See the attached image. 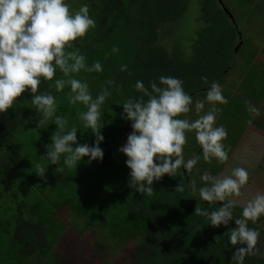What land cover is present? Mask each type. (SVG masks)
I'll return each instance as SVG.
<instances>
[{
  "label": "trees",
  "instance_id": "obj_1",
  "mask_svg": "<svg viewBox=\"0 0 264 264\" xmlns=\"http://www.w3.org/2000/svg\"><path fill=\"white\" fill-rule=\"evenodd\" d=\"M187 1L65 0L73 12L87 4L96 23L69 50L79 49L88 66L99 61L103 67L102 72L81 70L75 78L88 83L93 98L103 88L111 92L100 110L104 136L100 147L104 157L102 161H91L85 156L77 167L68 169L61 156L59 165H51L45 156V145L51 143L56 125L49 120L44 128H37L39 117L29 93L19 97L8 113L0 114V196L5 200L0 208V262L19 264L22 256L32 255L38 264H76L62 241L66 230L74 232L78 222L87 220L101 227L102 241H108L105 244L101 241L105 248L127 242L135 250L134 264H232L235 247L227 235H222L231 226L215 228L206 217L193 214L197 203L209 212L221 206L220 202L210 204L199 198V188L205 184H197L188 176L191 173L184 170L183 175L180 169L175 177L165 175L161 181H154L151 195H142L128 187L127 157L118 151L132 131L131 122L121 119L122 103L129 97L148 99L136 91V81H143L150 91L149 82L159 85L160 76L179 78L194 104L196 97L204 95L203 87L219 83L235 64V42H240L237 48L242 46L240 30H244L245 38L249 37L245 24L250 19L246 16L252 17L250 14L254 12L264 15L262 1L251 5L253 0H228L220 10L215 0H199L197 20L205 26L198 30L195 41L201 42L191 44L193 52L188 59L165 54L156 45L159 30L164 22L175 18L174 14L184 11ZM234 12L240 17L239 23ZM259 22L264 19L254 21L253 30L258 29ZM253 30L249 29L251 34ZM114 46L119 48L118 52L112 51ZM122 65L127 66L126 71H121ZM60 78L62 73L57 69L53 81L42 80L38 94L52 91L57 104L55 115L68 121L66 131L76 127L79 143L91 146L95 136L79 119V113L87 109L80 103H69L70 86L62 92L54 90L55 79ZM107 80L114 81L115 86L106 84ZM49 85L53 87L50 89ZM237 109L235 104H227L222 112H232L229 118H236L242 110ZM190 113L198 116L194 110ZM30 124L36 140L33 148L26 149L21 145L19 128L21 125L27 129ZM201 151L200 146L196 147L194 154L200 156L198 164L208 169L212 162H205ZM38 164L47 170L46 180L36 174ZM57 167L64 170L56 171ZM178 184L183 185V192L175 191ZM241 212L240 207H235L233 219L239 218ZM105 218L110 220L100 224ZM233 221L230 223L235 226ZM8 232L11 239L7 238ZM216 235H221L218 243L214 240ZM244 264H264V258L246 256Z\"/></svg>",
  "mask_w": 264,
  "mask_h": 264
},
{
  "label": "clouds",
  "instance_id": "obj_2",
  "mask_svg": "<svg viewBox=\"0 0 264 264\" xmlns=\"http://www.w3.org/2000/svg\"><path fill=\"white\" fill-rule=\"evenodd\" d=\"M95 26L87 4L73 12L65 0H0V114L8 113L19 97L29 93L39 117L36 120L37 128H44L49 120L56 125L50 137L51 143L45 145V156L51 165H59L61 156L68 169L77 167V162L85 156L91 161H102L104 157L100 147L104 140L100 110L111 92L103 88L93 98L88 83L75 78V74L81 70L102 72L103 67L99 61L88 66L86 56L79 49L69 50L75 41L85 37ZM112 51L118 52L119 48L114 46ZM57 69L62 73V78L55 79L54 90L62 92L66 86H70L69 103H80L87 109L79 113V119L83 127L91 129L95 136L91 146L79 143L76 127L66 131L68 121L55 115L57 104L52 91L38 94L42 80L53 81ZM126 70L127 66L122 65L121 71ZM158 79L159 85L155 81L149 82L150 91L143 81H136L134 87L148 97L146 101L143 97H129L122 103L121 119L131 122L132 131L118 151L127 157L125 163L130 169L128 187L142 195H151L154 181H161L165 175L175 177L181 168L191 173L200 156L185 160L183 152L188 132L195 133L205 162L211 163L215 159L223 164L229 159L223 143L228 133L222 125L216 126V114L222 111L217 105L228 102L222 94L221 85L212 82L205 98L211 105L210 110L199 115L205 102L196 101L198 118L190 121L178 118L192 110L193 99L185 92L184 82L172 76H160ZM105 83L115 86L112 80ZM52 87L49 85L50 89ZM247 111L251 116L259 114L251 102L247 104ZM63 170V167L56 168V171ZM46 171L44 166H36V174L44 180L47 179ZM201 180L205 186L199 188V198L210 204L221 203L211 212L202 209L198 203L194 208L193 214L206 217L210 226H228L233 221V209L242 207L240 217L234 220L235 226L222 234L227 235L230 244L235 247L232 264H244L246 256L264 255L256 247L259 231L248 226L249 222L255 224L264 216V193L258 192L243 203L238 199L249 181L247 169L234 167L230 174L217 176L205 172ZM175 191L183 192V185L178 184ZM192 191H196L194 181ZM220 238L221 235L214 236L217 243Z\"/></svg>",
  "mask_w": 264,
  "mask_h": 264
},
{
  "label": "rangeland",
  "instance_id": "obj_3",
  "mask_svg": "<svg viewBox=\"0 0 264 264\" xmlns=\"http://www.w3.org/2000/svg\"><path fill=\"white\" fill-rule=\"evenodd\" d=\"M198 1L199 0H188L186 8L182 13H179L177 15L174 14L175 18L172 21L163 23L162 28L159 30L158 38L155 41L156 45L163 48L165 54H177L181 58L188 59L192 56L191 52H193L191 44L199 45V43L201 42L200 39L195 41V38L198 35V30L201 27L205 26L203 24L199 25L197 20L198 16L200 15L198 13L199 3L202 0H200L199 3ZM215 1L219 5L220 10L222 7H224V3L227 4V2H229L228 0ZM259 1L264 2V0H253L251 5H253L254 2ZM213 6L217 8L216 4ZM250 15L252 17H250L249 15L246 16L250 20L245 24L247 27V35L249 37L245 38L244 30H240L243 36L242 46L238 47L235 50V52H237V54L234 56L235 64L232 65V67L226 72V74H224L222 80L219 82L222 87V94L228 101L227 104L230 106H234L235 104L238 109L241 106H243L244 109H247L248 101H245L246 97L251 98L253 95H255L258 98H261L264 91V74L256 75L255 71L248 73V69H252V64L249 63V58H251L252 55H255L256 52L260 51L262 49L261 47L264 46V22H259L260 24L257 25L258 29L256 28L255 30H253L254 27L252 25H255L254 21L258 22V19H264V15L263 12H254ZM233 16L234 19L237 20V22L240 21L238 13L234 12ZM249 29L253 30L252 34L250 33ZM238 42L239 41H236L235 44L237 45ZM255 56H252L251 58L253 61L257 60ZM253 67L256 66L254 65ZM208 89L209 87H203L202 90L204 95H200L199 97H196L194 99V101L199 100L205 102V107L203 111L199 113V115L205 114L211 108V105H209L205 99ZM227 104L217 105V107L223 110V106ZM243 108H241L242 110L240 111V114L238 113L239 115L237 114L236 118H228V116L232 112L227 113V111H221L216 114V126L222 125L228 133L227 138L223 141V143L226 150H228L229 159L223 164H220L215 159H213L208 169L203 168L197 163L192 169L191 175L188 174V176L196 180L195 182L197 184H205L201 180V176L205 172H208L213 176H217L221 173L230 174L231 169L234 167H243L247 169V171L249 172V181L247 185L242 189L241 197L238 198L241 203L246 202L258 192L264 193V180L262 179V175L259 173L260 169L258 170L259 163H262V165L264 164V137L259 133H256L253 136L252 134L254 132L249 131V135H245L244 132H241L236 139L238 132L243 129L242 123H240L244 118ZM191 109L195 111V103L191 106ZM185 118L192 121L197 119L198 116L193 115L189 112L188 114H186V116L182 117V119ZM31 124L27 125V129L23 128V126L21 125L19 128L21 133L20 136L23 140L21 145L26 149H31L35 146L36 137L34 136L33 132L35 131V129ZM250 125L251 126L249 127L251 129H256L255 126H253L252 124ZM251 135L255 137V139L259 142L257 147L250 146L249 142L251 143ZM186 136L187 143L184 145L183 152L185 160L193 158L195 156L194 149L196 147H199L197 146L199 144L196 142L194 132H188L186 133ZM231 142L232 144L230 146L229 143ZM234 151L238 153L239 157H242L241 160L236 161L232 158ZM200 153L202 154V151ZM234 158H236L235 154ZM181 171L182 174L185 175V171L183 168H181ZM256 173H259L260 177L257 175L255 176L254 174ZM4 201V198L0 196V208L3 207V203H5ZM238 207H240L242 210L241 206ZM7 216H9V214ZM105 220L110 219L105 218L104 222L102 220L100 221V224H106ZM82 221L84 222H78V225H76V231L72 232L70 230H66V234L62 241V246H66L65 248L68 250L69 255L74 258L76 264H134L135 250H132L127 242L123 241L115 248L110 246L108 248H105L101 244V241L104 238L101 227L93 226L91 221ZM229 225L231 227H234L233 223H229ZM248 226L259 231V242L256 247L260 250L261 253H264V220H260L255 224L249 223ZM10 235L11 233L8 232L7 238L11 239ZM102 242L104 244L105 242L108 243V241L106 240H103ZM262 257L264 258V255H262ZM0 264L7 263L0 262ZM19 264L38 263L35 262V258L32 255H24L22 256V260L19 261Z\"/></svg>",
  "mask_w": 264,
  "mask_h": 264
},
{
  "label": "crops",
  "instance_id": "obj_4",
  "mask_svg": "<svg viewBox=\"0 0 264 264\" xmlns=\"http://www.w3.org/2000/svg\"><path fill=\"white\" fill-rule=\"evenodd\" d=\"M262 49L258 52H256V59L255 61L251 60L249 63L252 64V69L249 70L248 68V73L252 72V71H255L256 72V75L260 74V75H263L264 74V46L261 47ZM256 66V67H253V66ZM259 75V76H260ZM257 81V79H256ZM245 101H248V102H251L252 105H254L258 111H259V114L258 115H255V116H251L249 114V112L247 111V109H244L243 106H241V108L244 109L245 113H244V118H243V123H242V126H243V129L240 130L237 134V137L239 136V134L241 132H244L245 135H249V131L251 132H254L252 135L254 136L256 133H259L260 135H262L264 137V91L262 93V96L261 98H258L257 96L253 95L251 98L249 97H246V100ZM230 116V115H229ZM228 116V118H229ZM249 121H251L249 123ZM250 124H252L253 126L256 127V129H251L249 126H251ZM246 125V126H245ZM245 126V127H244ZM251 135V143L249 142L250 146H254V147H257L259 142L255 139V137H253ZM236 137V139H237ZM256 141H254V140ZM262 147V146H261ZM234 154L236 156V158H234ZM232 158L235 159L236 161H239L241 160L242 157H239L238 153L236 151H234L233 155H232ZM263 159H264V156H263ZM262 163H259V168L258 170L260 169L259 173L262 175V179L264 180V164L262 165ZM259 173H256L254 174L255 176H259L260 177V174ZM253 175V176H254ZM264 182V181H263Z\"/></svg>",
  "mask_w": 264,
  "mask_h": 264
},
{
  "label": "water",
  "instance_id": "obj_5",
  "mask_svg": "<svg viewBox=\"0 0 264 264\" xmlns=\"http://www.w3.org/2000/svg\"><path fill=\"white\" fill-rule=\"evenodd\" d=\"M239 43H240V42H238V43H237V45L234 47V48H235L234 50H236V49H237V46L239 45Z\"/></svg>",
  "mask_w": 264,
  "mask_h": 264
}]
</instances>
